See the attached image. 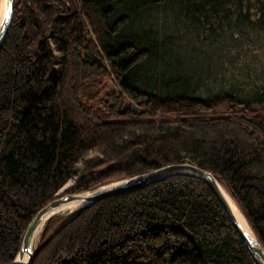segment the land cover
I'll list each match as a JSON object with an SVG mask.
<instances>
[{"label": "trees", "instance_id": "obj_1", "mask_svg": "<svg viewBox=\"0 0 264 264\" xmlns=\"http://www.w3.org/2000/svg\"><path fill=\"white\" fill-rule=\"evenodd\" d=\"M180 160L214 173L264 247V0H14L0 264L54 196ZM31 264L259 263L205 181L173 173L49 216Z\"/></svg>", "mask_w": 264, "mask_h": 264}, {"label": "water", "instance_id": "obj_2", "mask_svg": "<svg viewBox=\"0 0 264 264\" xmlns=\"http://www.w3.org/2000/svg\"><path fill=\"white\" fill-rule=\"evenodd\" d=\"M13 7L14 0H0V45L9 27ZM5 14H7L6 19ZM90 35L91 34H88V36ZM138 102L139 100H137V103ZM126 103L127 100L124 101L123 105ZM131 107L136 109L135 104H132ZM173 173H188L203 179L224 208L230 222L241 237L248 251L259 264H264L263 245L255 236L252 229L250 228L251 230H248L245 228L241 221L236 217L231 207V203L221 187V182L211 170L187 160L168 162L141 172L124 176L116 181V183L106 188L97 186L78 192L66 191L54 196L41 205L32 215L23 231L19 247L11 264H31L34 254L35 233L40 224L42 223L43 225L44 221L53 214L51 211L58 206L68 202L80 201L81 204L78 207H81L104 196L132 189Z\"/></svg>", "mask_w": 264, "mask_h": 264}, {"label": "bare ground", "instance_id": "obj_3", "mask_svg": "<svg viewBox=\"0 0 264 264\" xmlns=\"http://www.w3.org/2000/svg\"><path fill=\"white\" fill-rule=\"evenodd\" d=\"M114 183H116V182L109 183L107 185H103V186H101V188L109 187V186L113 185ZM221 187H222L225 195L227 196L229 202L231 203V207H232V209H233L236 217L241 221V223L245 226V228H247L248 230H251L250 227H249V225L247 224L246 220L244 219L242 213L238 209L237 205L235 204V202L233 201V199L231 198V196L229 195V193L227 192V190L224 188V186L222 184H221ZM80 204H81L80 201L68 202V203H65V204H62V205L58 206L57 208H55L51 212L52 213H55L57 211H63V210H67V209H75ZM41 225H42V223L40 224V226L38 227V229H37V231L35 233V237H34V240L35 241L38 239V236H39V233H40V230H41V227H42Z\"/></svg>", "mask_w": 264, "mask_h": 264}, {"label": "rangeland", "instance_id": "obj_4", "mask_svg": "<svg viewBox=\"0 0 264 264\" xmlns=\"http://www.w3.org/2000/svg\"><path fill=\"white\" fill-rule=\"evenodd\" d=\"M127 100V103H128V101H129V103L132 105V104H135L136 105V108L138 107V104L137 103H135V102H130V100H128V99H126ZM122 178V177H121ZM121 178H115V179H109V180H107V181H105V182H103V183H101V184H99L98 185V187H100V186H103V185H107V184H109V183H113V182H116V181H118V180H120ZM71 182H72V179L70 178V179H68L60 188H59V190H58V192L59 191H62L64 188H66L68 185H70L71 184ZM97 187V186H96ZM72 210H74V209H67V210H63V211H57V212H55V213H53L52 215H65V214H67L68 212H70V211H72ZM63 213V214H62ZM37 241V240H36ZM36 241L34 242V243H36Z\"/></svg>", "mask_w": 264, "mask_h": 264}, {"label": "snow or ice", "instance_id": "obj_5", "mask_svg": "<svg viewBox=\"0 0 264 264\" xmlns=\"http://www.w3.org/2000/svg\"><path fill=\"white\" fill-rule=\"evenodd\" d=\"M7 18V14H5V19Z\"/></svg>", "mask_w": 264, "mask_h": 264}]
</instances>
